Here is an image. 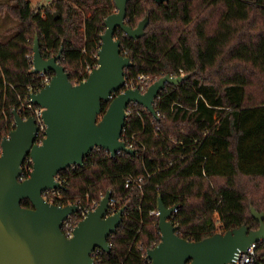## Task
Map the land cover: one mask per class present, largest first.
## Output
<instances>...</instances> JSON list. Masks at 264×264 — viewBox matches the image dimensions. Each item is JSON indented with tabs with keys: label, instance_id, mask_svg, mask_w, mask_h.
I'll use <instances>...</instances> for the list:
<instances>
[{
	"label": "trees",
	"instance_id": "16d2710c",
	"mask_svg": "<svg viewBox=\"0 0 264 264\" xmlns=\"http://www.w3.org/2000/svg\"><path fill=\"white\" fill-rule=\"evenodd\" d=\"M114 10V0H52L42 7L0 0V19L16 22L0 33V138L14 128L13 110L31 114L28 95L41 81L27 56L34 37L44 58L62 49L59 63L78 83L97 64L103 22ZM146 15L143 36L115 32L132 63L125 82L144 73L149 84L167 74L189 77L159 93L156 116L128 106L121 137L134 154L94 149L82 166L59 172L64 189L53 203L90 207L110 191L126 206L108 237L110 251H98L95 264L150 263L143 254L160 240L158 216L150 214L158 197L166 207L177 205L170 220L189 241L242 225L255 230L250 206L264 212V0L127 2V25L134 28ZM22 167L26 178L29 158ZM129 175L143 177L140 189L124 188ZM20 204L31 207L27 199ZM256 257L253 264H264V243Z\"/></svg>",
	"mask_w": 264,
	"mask_h": 264
},
{
	"label": "water",
	"instance_id": "95a60500",
	"mask_svg": "<svg viewBox=\"0 0 264 264\" xmlns=\"http://www.w3.org/2000/svg\"><path fill=\"white\" fill-rule=\"evenodd\" d=\"M129 0H114L115 10L104 19L97 65L87 77L72 83L59 63L62 49L48 58L42 56L37 36L33 42L32 74L52 73L49 83L29 94L30 101L42 108L44 136L37 143L38 126L33 116L23 118L12 111L14 128L0 142V264H95V249L110 251L109 235L123 219L121 207L109 214L111 192L77 222L67 238L64 221L78 210L77 204L57 205L43 198L50 189H64L58 173L72 165L82 166L84 158L98 147L110 156L123 151L134 154L121 140L130 103L142 105L156 116L154 101L167 84L175 85L189 75H164L141 92L126 88L125 68L131 60L121 54L117 30L137 39L145 34L146 15L132 28L126 24ZM158 3L166 0H154ZM57 16V13H54ZM102 103H107L103 110ZM26 158L32 163L29 176H23ZM27 199L31 207L21 206ZM177 205L166 207L157 201L159 242L146 250L149 264H229L237 250L264 238V212L250 206L259 223L255 230L240 226L215 232L198 241L177 235L170 217Z\"/></svg>",
	"mask_w": 264,
	"mask_h": 264
},
{
	"label": "built area",
	"instance_id": "2783aa9c",
	"mask_svg": "<svg viewBox=\"0 0 264 264\" xmlns=\"http://www.w3.org/2000/svg\"><path fill=\"white\" fill-rule=\"evenodd\" d=\"M31 58V57H30ZM31 63H32V59H31ZM97 65V64H96ZM93 66L94 67H96ZM92 68V69H93ZM31 69H32V65H31ZM86 71L89 73L91 71V69L89 67L86 68ZM38 75L41 78L40 84L36 87L35 91L30 90V93L39 91L41 88H43L47 83H49L50 79H51V74L50 72H45V73H38ZM151 82V76L149 74H141L137 77L135 83L130 82V83H126L124 84L123 88L121 89V91H123L126 88H138L141 92L145 91L146 88L149 86V83ZM30 89V88H29ZM159 96V95H158ZM157 96V97H158ZM156 97V98H157ZM133 105L135 103H130L129 105ZM128 105V106H129ZM26 109L31 111L30 116H33L35 121H36V125L38 126V135H37V143L41 142V139L44 136V131H45V125L41 119V111L42 108H40L39 106L33 104L30 101V97L28 95V103L25 107ZM126 112L129 114L130 113V109L127 107ZM13 126H14V122H13ZM121 140H123V138L121 137ZM126 146L129 149H133V144L132 143H128L127 141H124ZM94 149H99L98 147L93 148ZM75 165H72L71 168H74ZM31 170V169H29ZM149 176V174H148ZM23 178V176L21 177V179ZM56 179L58 181H60V175L58 173V175L56 176ZM144 182V179L142 176H138V177H133L131 175L127 176L125 183H124V188L128 189L130 187H135L140 189L142 187V184ZM60 197V193L58 189H50V190H46L43 193V198L46 199L49 202H53L54 198ZM98 202L92 200L88 205H90V207L88 206H83L82 208L78 206V210L73 213L72 215H70L63 223L62 225V232L63 234L69 238L72 236L73 234V230L74 227L77 225V222L82 219L88 211L94 209L97 206ZM58 205V204H57ZM64 205V204H62ZM124 208L123 210V214L126 210V206H122ZM121 206L119 204V200L117 198H112L109 201V214H113L114 212H116L118 209H120ZM176 211H173V213ZM172 213V214H173ZM122 214V216H123ZM150 214H154L157 215V209L155 210H151ZM172 216V215H171ZM79 218V219H78ZM171 218V217H170ZM260 243H264V238L259 239L256 242H252L249 246H247L245 249L243 250H237V252L235 253V256L233 257V259L231 260V262L229 264H253L256 261V249L258 247V245ZM98 251H100V249H95L92 256L95 259L96 254L98 253ZM146 252V251H145ZM144 252V256L146 255V253ZM146 259V258H145Z\"/></svg>",
	"mask_w": 264,
	"mask_h": 264
},
{
	"label": "rangeland",
	"instance_id": "374dc122",
	"mask_svg": "<svg viewBox=\"0 0 264 264\" xmlns=\"http://www.w3.org/2000/svg\"><path fill=\"white\" fill-rule=\"evenodd\" d=\"M30 1V3H31V5L33 6V7H36V6H38V7H42V6H45V5H47L49 2H51L52 0H29ZM3 21H4V23H3ZM6 21V22H5ZM16 24V22L14 21V20H12V19H9V20H5V18L3 17V19H0V33L4 30V29H6V27H8V26H14ZM36 37V36H35ZM34 37V38H35ZM33 42H34V39H33V41H32V48H31V50H30V53L29 54H27V56H30L31 57V59H32V55H33ZM39 43V42H38ZM39 48H40V45H39ZM40 50H41V48H40ZM252 93L253 94H255V91L254 90H252ZM1 139L2 138H0V142H1ZM91 202V201H90ZM72 202H68V204H71ZM157 216V215H156ZM215 218H216V216H214ZM158 218V217H157Z\"/></svg>",
	"mask_w": 264,
	"mask_h": 264
}]
</instances>
